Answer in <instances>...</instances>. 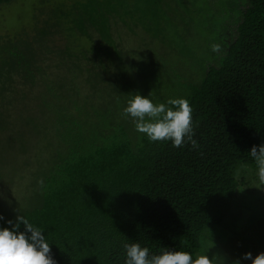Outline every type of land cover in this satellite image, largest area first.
<instances>
[{
  "label": "trees",
  "instance_id": "1",
  "mask_svg": "<svg viewBox=\"0 0 264 264\" xmlns=\"http://www.w3.org/2000/svg\"><path fill=\"white\" fill-rule=\"evenodd\" d=\"M27 1L30 27L0 35V130L16 139L22 115L42 134L12 143L11 156L14 168L22 156L28 175L42 179L23 190L13 184L19 199L0 214L13 219L20 205L45 230L56 264H124V243L150 253L201 252L207 230L223 227L245 185L240 168L255 165L248 152L264 143V0H235L240 17L224 51L191 73L184 72L190 59L166 53L163 60L179 66L168 71L156 53L159 40L169 44L158 38L167 21L173 44L189 42L197 10L184 13L187 0H168L181 10V27L177 14L160 12L165 0ZM18 2L0 0V7L22 8ZM137 22L150 34L140 47L129 44ZM40 76L58 77L37 90L45 99L32 106L10 99L25 91L28 102V85ZM156 80L166 92H156ZM151 92L155 102L189 100L197 148L150 143L122 116L131 95ZM4 179L11 177L1 173Z\"/></svg>",
  "mask_w": 264,
  "mask_h": 264
},
{
  "label": "rangeland",
  "instance_id": "2",
  "mask_svg": "<svg viewBox=\"0 0 264 264\" xmlns=\"http://www.w3.org/2000/svg\"><path fill=\"white\" fill-rule=\"evenodd\" d=\"M234 1L235 0H187V4L180 7L181 10H183L184 13V8L186 7L192 12L194 8L197 10V15H192V18H194V25L189 29V33H187L189 36L187 38L189 42L187 43H181L180 38H177L173 44V39L175 37V35H173V21H167L163 26L159 24V26L163 29L165 28L167 32L165 33L163 31L158 38L163 36L168 37L169 44L163 46L162 41L158 39L159 42H157V44H159V46L156 53L158 57L165 62V67L168 71L179 67L177 66L178 60L175 58L163 60L165 54L170 51H175L192 61L191 65L185 67L184 72L191 73L193 70L203 71V66L205 64H214V62L211 61L212 57L214 55L219 56L224 51V42L222 44L221 42L226 41L227 34H229L228 31L233 30L240 17L238 11L232 6ZM17 5L21 6L23 9L19 7H14L12 9L10 7H0V35H9L13 32L8 26L15 29L17 28V33L25 31L24 27H30L33 8L28 4L27 0H19ZM50 5V3L46 4L47 7H50ZM161 6L160 12H168L170 13L169 16H173L174 14L178 16L181 14V10L179 12L174 11L176 5L171 2L168 4V0L161 3ZM234 6H236V3ZM34 13L38 15L41 20L45 17L44 13L40 14L38 11ZM6 20L8 25L5 23ZM181 20L182 18L178 16L177 24H180V27L183 26ZM137 23V34L131 35L129 44L140 47L145 43L147 44L150 34L145 32V25H142L140 22ZM214 43L221 46V51L219 53L212 54L211 45ZM171 44L177 47V51L171 47ZM55 71L58 72L57 69H55ZM57 80V76L48 79L40 76L35 83L29 84V91L27 92L29 95L28 102L25 100V91H20V94L9 95V97L15 100L16 97H18L20 105L24 106L29 103V105L32 106L34 103L37 104L45 99L42 92L38 93L37 90L47 86V84H56ZM161 82L162 81L158 82V80L153 82L152 86L157 93H164L168 89L163 90L160 86ZM98 106L101 107L100 104H98ZM94 111L96 113L98 112L97 105L94 106ZM22 118V115H20L23 130H20L18 133L19 136H17L16 139L10 137V131L0 130V152L3 153V156L0 155V174L5 173V176L11 177L9 182H7V179L1 182L0 195L11 200L12 205L19 199L14 188H12L13 184L17 188L19 187L23 190L29 187L33 181L37 182L41 178L35 173L32 176L28 175V168L23 166L24 159L22 156L18 157L19 160L17 159V168H14V161L11 159L12 154H14L12 143L21 141L30 136L43 140L42 134H33V132L22 123ZM99 120L100 119H96V121ZM92 122H95L94 119H92ZM3 160L5 161L4 166ZM33 160H37V158ZM38 167L39 165L35 164L34 161L32 168L36 169ZM238 175L242 176L246 181L245 185L239 189L237 197L233 200V209L229 213L230 216L227 222L223 227L209 228L207 230L206 239L202 242L203 247L201 252L198 253L204 254L209 249L207 253L209 258L211 259L213 256H218L224 261V264H233L234 260L241 259L243 255L248 252H251L253 257L264 252V186L260 187L257 181L255 165L240 168ZM0 208H2V211H7L10 206L5 200L0 199ZM242 264H251V262L245 260L242 261Z\"/></svg>",
  "mask_w": 264,
  "mask_h": 264
},
{
  "label": "clouds",
  "instance_id": "3",
  "mask_svg": "<svg viewBox=\"0 0 264 264\" xmlns=\"http://www.w3.org/2000/svg\"><path fill=\"white\" fill-rule=\"evenodd\" d=\"M214 53L221 51L219 44H212ZM192 107L185 97L168 98L164 102H155L153 92L148 96L139 93L131 95L122 109V116L130 119L136 132L142 134L150 143L170 141L172 147H182L190 144L193 148L199 145L194 138ZM256 166L257 181L264 186V143L253 145L248 152ZM42 183V181L40 182ZM12 206V201L0 195ZM13 219H6L0 214V221L8 227L0 225V264H56L52 257L51 243L44 234L42 226L35 223L23 211L20 205L13 209ZM124 264H224L218 256L211 259L208 251L193 255L187 251L164 248L158 253H150V249L140 243H124ZM251 264H264V252L253 257L251 252L245 253L242 261Z\"/></svg>",
  "mask_w": 264,
  "mask_h": 264
}]
</instances>
